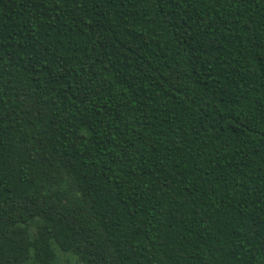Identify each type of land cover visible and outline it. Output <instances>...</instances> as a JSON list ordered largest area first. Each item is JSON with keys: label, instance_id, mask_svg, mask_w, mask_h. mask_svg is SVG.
<instances>
[{"label": "trees", "instance_id": "obj_1", "mask_svg": "<svg viewBox=\"0 0 264 264\" xmlns=\"http://www.w3.org/2000/svg\"><path fill=\"white\" fill-rule=\"evenodd\" d=\"M0 264H264V0H0Z\"/></svg>", "mask_w": 264, "mask_h": 264}, {"label": "rangeland", "instance_id": "obj_2", "mask_svg": "<svg viewBox=\"0 0 264 264\" xmlns=\"http://www.w3.org/2000/svg\"><path fill=\"white\" fill-rule=\"evenodd\" d=\"M56 253L59 255V252L56 250Z\"/></svg>", "mask_w": 264, "mask_h": 264}]
</instances>
